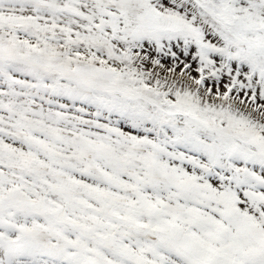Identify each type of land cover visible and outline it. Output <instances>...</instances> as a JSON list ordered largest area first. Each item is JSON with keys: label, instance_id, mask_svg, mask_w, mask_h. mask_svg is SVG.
Wrapping results in <instances>:
<instances>
[{"label": "snow or ice", "instance_id": "obj_1", "mask_svg": "<svg viewBox=\"0 0 264 264\" xmlns=\"http://www.w3.org/2000/svg\"><path fill=\"white\" fill-rule=\"evenodd\" d=\"M0 264H264V0H0Z\"/></svg>", "mask_w": 264, "mask_h": 264}]
</instances>
